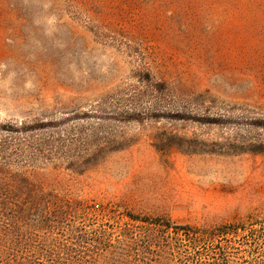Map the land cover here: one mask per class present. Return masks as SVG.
I'll return each mask as SVG.
<instances>
[{
    "label": "rangeland",
    "instance_id": "1",
    "mask_svg": "<svg viewBox=\"0 0 264 264\" xmlns=\"http://www.w3.org/2000/svg\"><path fill=\"white\" fill-rule=\"evenodd\" d=\"M238 3L0 0V141L50 144L41 173L102 221L264 220V154L227 145L264 143V17ZM103 140L122 149L69 169Z\"/></svg>",
    "mask_w": 264,
    "mask_h": 264
},
{
    "label": "trees",
    "instance_id": "2",
    "mask_svg": "<svg viewBox=\"0 0 264 264\" xmlns=\"http://www.w3.org/2000/svg\"><path fill=\"white\" fill-rule=\"evenodd\" d=\"M236 13L264 17V0H239ZM259 124L264 128V120ZM176 139L170 146H181ZM10 141H0V264H264V220L212 228L132 214L121 224L102 221L41 173L60 163L50 144L13 147ZM117 144L93 145L69 169L84 173L121 150ZM227 145L232 153L264 154V143Z\"/></svg>",
    "mask_w": 264,
    "mask_h": 264
}]
</instances>
